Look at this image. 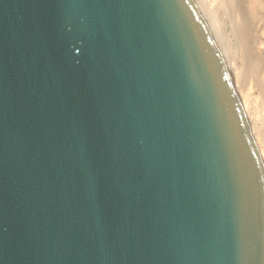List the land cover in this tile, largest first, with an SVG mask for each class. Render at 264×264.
<instances>
[{
	"label": "water",
	"instance_id": "1",
	"mask_svg": "<svg viewBox=\"0 0 264 264\" xmlns=\"http://www.w3.org/2000/svg\"><path fill=\"white\" fill-rule=\"evenodd\" d=\"M0 264H264V169L194 0H0Z\"/></svg>",
	"mask_w": 264,
	"mask_h": 264
},
{
	"label": "bare ground",
	"instance_id": "2",
	"mask_svg": "<svg viewBox=\"0 0 264 264\" xmlns=\"http://www.w3.org/2000/svg\"><path fill=\"white\" fill-rule=\"evenodd\" d=\"M194 2L220 51L246 115L264 169V0H194ZM228 21L236 36L235 46L230 44V35L226 32ZM236 61L239 63L236 64ZM243 64L247 67L249 75L243 74L247 75V81L250 79V82H246L249 84L244 82L241 71L244 69ZM252 83L257 87L256 92L259 91L257 96L262 97L259 100L261 103L258 101L260 97L255 98L250 94Z\"/></svg>",
	"mask_w": 264,
	"mask_h": 264
},
{
	"label": "rangeland",
	"instance_id": "3",
	"mask_svg": "<svg viewBox=\"0 0 264 264\" xmlns=\"http://www.w3.org/2000/svg\"><path fill=\"white\" fill-rule=\"evenodd\" d=\"M226 32L230 35V44L232 45V46H235V42H236V36L234 35V33H233V29H232V26H231V24L229 23V21L226 23ZM260 33V32H259ZM237 58V57H236ZM237 62L239 63V61H236V64H237ZM243 68L244 69H246V70H244V69H241V71H242V74L243 73H245V74H247V75H249L248 74V72H247V67H246V65L244 66V64H243ZM244 70V71H243ZM247 72V73H246ZM245 74H243V76H244V82L246 83V82H248L250 79H248V81H247V75H245ZM243 82V83H244ZM250 82V81H249ZM246 84H249V83H246ZM253 84V86L251 85V88H250V94L252 95V96H257V94H258V92H256V88L257 87H255V85H254V83H252ZM255 87V88H254ZM244 89V88H243ZM258 98L260 97V99H258V101L259 100H261L262 99V97L260 96V95H258L257 96ZM256 98V97H255ZM260 102V101H259ZM261 103V102H260ZM260 105V104H259Z\"/></svg>",
	"mask_w": 264,
	"mask_h": 264
}]
</instances>
